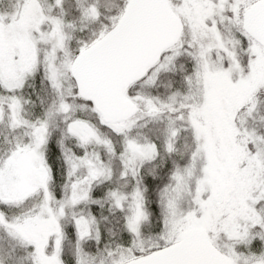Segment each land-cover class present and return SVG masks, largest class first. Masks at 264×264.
Wrapping results in <instances>:
<instances>
[{
  "label": "snow or ice",
  "instance_id": "6c2138e0",
  "mask_svg": "<svg viewBox=\"0 0 264 264\" xmlns=\"http://www.w3.org/2000/svg\"><path fill=\"white\" fill-rule=\"evenodd\" d=\"M0 264H264V0H0Z\"/></svg>",
  "mask_w": 264,
  "mask_h": 264
}]
</instances>
